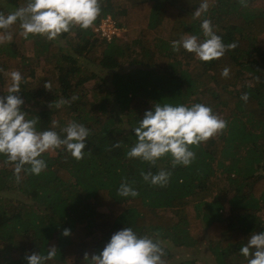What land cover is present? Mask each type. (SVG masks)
<instances>
[{"label": "trees", "instance_id": "16d2710c", "mask_svg": "<svg viewBox=\"0 0 264 264\" xmlns=\"http://www.w3.org/2000/svg\"><path fill=\"white\" fill-rule=\"evenodd\" d=\"M0 1L4 15L26 3ZM200 2L100 0L92 26L58 36L64 45L40 35L25 39L18 23L8 29L12 40L0 43V95L14 70L35 80L28 44L39 42L35 68L41 75L34 85H22L21 109L37 119L38 130L59 132L76 121L90 134L82 159L62 148L45 152L47 167L39 175L21 172L19 181L0 155V264H27L28 255L52 247L56 254L47 264H90L124 227L165 241L164 264H198L175 262L172 249L203 244L217 264H247L241 246L251 233L264 231V0H209L208 11L194 18ZM107 16L126 28L129 40L108 42L94 34ZM203 19L225 44H236L209 62L171 45L188 34L203 38ZM108 81L112 91L106 93ZM245 92L247 101L241 99ZM60 101L67 103L57 107ZM157 103H202L227 126L191 146L195 159L186 167H173L169 156L154 165L128 158L132 128ZM160 169L171 173L166 185L143 180L142 172ZM122 181L138 196H119Z\"/></svg>", "mask_w": 264, "mask_h": 264}, {"label": "clouds", "instance_id": "9594fccd", "mask_svg": "<svg viewBox=\"0 0 264 264\" xmlns=\"http://www.w3.org/2000/svg\"><path fill=\"white\" fill-rule=\"evenodd\" d=\"M242 5L246 0H240ZM209 8V0H201L194 10L193 17L199 18ZM101 12L100 0H26L24 6L4 15L0 13V43L11 41L8 29L19 24L20 35L27 39L30 35L44 36L56 40L73 26L88 29ZM125 29L126 28L121 27ZM203 38L187 35L171 41L174 51L183 50L194 53L199 60L209 62L221 58L236 44H225L220 35L213 30L209 19L200 23ZM119 38V37H114ZM222 76L229 75L226 67ZM7 93L0 95V155L13 165V173L20 180V173L39 175L47 163L42 158L50 150L63 149L74 159L83 158L89 129L76 121L69 122L59 132L50 128L38 130L37 119L27 118L21 109L23 99L20 92L24 78L19 70L10 73ZM75 99V97L73 98ZM241 99L248 100L245 92ZM67 101H60L56 106ZM57 122L53 121L55 125ZM227 122L213 113L211 107L195 103L184 104L157 103L144 112L143 117L132 128L135 141L126 156L154 165L162 157H171L172 166H189L195 159L191 146L207 141L221 132ZM127 128V127H126ZM118 146V145H117ZM144 181L164 186L171 173L160 169L156 173L142 172ZM121 197H136L138 192L126 181L117 189ZM68 230L64 235H68ZM166 242L159 238L138 235L132 227H124L113 233L99 254L92 255L90 264H164ZM240 253L247 264H264V231L253 232L241 246ZM56 254L54 247L46 254L34 252L26 257L27 264H47ZM87 257V255H86Z\"/></svg>", "mask_w": 264, "mask_h": 264}, {"label": "rangeland", "instance_id": "374dc122", "mask_svg": "<svg viewBox=\"0 0 264 264\" xmlns=\"http://www.w3.org/2000/svg\"><path fill=\"white\" fill-rule=\"evenodd\" d=\"M2 1H0V4H2L1 3ZM102 20V19H101ZM122 30L124 31V32H122V33H120L119 34V38H122V39H125V40H127L128 38L126 37V33H125V29L124 28H122ZM94 34H95V29H94ZM96 35V34H95ZM188 35H190V34H188ZM97 37H99L98 35H96ZM56 40L58 41V42H60V44H63L64 45V43L63 42H61L60 41V39L57 37L56 38ZM129 40V39H128ZM42 41H49L48 39H46L44 36H42ZM260 41H262V40H260ZM259 41V42H260ZM38 43L39 42H34V40L33 41H31V43H29L28 45H31L30 46V52H29V56L31 57L30 59H31V61H30V65H31V68L33 69H35L36 70V75L39 77L40 75H41V70L39 69V68H35V66L37 65V63L39 62V60H38V58H39V56L40 55H38V53L36 52L37 50H38ZM260 45L262 46V45H264L263 44V42H260ZM181 65L183 66V68L185 69V67H184V65H183V63H181ZM190 68V66L189 65H187V68ZM134 68V67H133ZM132 67H129V68H127L126 69V71L125 72H127V71H129V70H131V69H133ZM37 76H36V78H35V80L33 81V80H31V79H29L28 77H25L24 76V82H23V84H26V86L27 87H30L31 85H34V82L36 81V79H37ZM6 84H7V87H5V89H7L8 88V86H9V84H10V76L9 75H7L6 76ZM22 84V85H23ZM86 87H87V89H91V92L94 90V85H93V82H90V83H88L87 85H86ZM4 89V88H3ZM105 92L107 93V92H111L112 91V87H111V85L109 84V81H108V85L105 87ZM102 94H104V93H102ZM47 152H49V153H51L52 155H55V151H53V150H50V151H47ZM159 164V163H158ZM160 165V164H159ZM217 176H219L220 175V173L219 172H217V174H216ZM4 195V193H0V197L1 196H3ZM23 197V196H22ZM104 210V209H103ZM227 210L228 209H226V210H224V215L225 214H227ZM262 218L264 219V213H263V215H262ZM169 245V244H168ZM172 252H173V259H174V261L175 262H178V261H183V260H187V259H190V260H194V261H197V263L198 264H217L216 262H215V259H214V257L211 255V251H209V249L207 248V245H205V244H203V245H200L199 247H197V249H194V248H191V249H184V248H173L172 249ZM74 257L75 256H71L68 260H69V262H74Z\"/></svg>", "mask_w": 264, "mask_h": 264}, {"label": "built area", "instance_id": "2783aa9c", "mask_svg": "<svg viewBox=\"0 0 264 264\" xmlns=\"http://www.w3.org/2000/svg\"><path fill=\"white\" fill-rule=\"evenodd\" d=\"M122 32H124L122 28L118 27L110 16L102 19L95 27V34L98 35L100 39H105L108 42L114 37H118Z\"/></svg>", "mask_w": 264, "mask_h": 264}]
</instances>
